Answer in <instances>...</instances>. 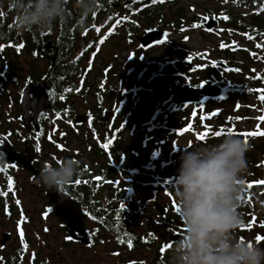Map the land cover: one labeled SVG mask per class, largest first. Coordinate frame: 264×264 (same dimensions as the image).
Returning <instances> with one entry per match:
<instances>
[{
  "label": "flooded vegetation",
  "instance_id": "flooded-vegetation-1",
  "mask_svg": "<svg viewBox=\"0 0 264 264\" xmlns=\"http://www.w3.org/2000/svg\"><path fill=\"white\" fill-rule=\"evenodd\" d=\"M165 1L172 6V0ZM68 8L67 20L47 33L14 31L7 0L0 17V154L6 161L0 168L8 167L0 172V191H8L9 177L15 185L14 193L0 196V264H102V256L118 264H127L130 258L138 259V264H169L168 245L180 237L183 225L169 189L175 175L166 174V158L180 157L181 151L171 145L172 150L163 153L162 147L122 138L124 162L113 159V34L99 44L113 28V0H99L98 11L83 30L78 27L75 0H69ZM187 61L198 66L190 58L181 66L174 62L180 73L175 80L197 87L204 82L187 78L197 71L189 69ZM160 80L164 87L166 78ZM159 92L165 98L157 108L172 94ZM39 94L46 95L47 104L39 105ZM195 125L191 124L192 132ZM109 140L112 143L104 148ZM133 142L138 143L134 148ZM63 158L82 163L81 174L61 197L35 177L44 162ZM257 188L264 192V187ZM261 193L253 203L243 198L239 211L245 227L238 229L242 239L264 236ZM22 214L26 252L21 251L18 232ZM260 243L264 246V241Z\"/></svg>",
  "mask_w": 264,
  "mask_h": 264
},
{
  "label": "clouds",
  "instance_id": "clouds-1",
  "mask_svg": "<svg viewBox=\"0 0 264 264\" xmlns=\"http://www.w3.org/2000/svg\"><path fill=\"white\" fill-rule=\"evenodd\" d=\"M4 3L5 0H0V12L4 10ZM98 4L99 0H75L80 29L88 27L89 18L98 11ZM68 5L69 0H7V8L14 14L12 28L17 33L51 32L57 24L67 20ZM238 50L237 47L235 52ZM235 52H231V47L220 51L225 54V59L212 62L211 68L219 70L213 65L215 62L234 61L232 54ZM218 72L221 74L222 71ZM221 87L231 89L226 96L235 94L232 87ZM196 107L200 117L194 115L197 118L194 124L198 125V121L205 122L206 119H201L203 109L199 111ZM196 125L192 128L196 129ZM249 147L242 137L227 133L219 143H197L191 148L179 149L180 166L170 191L176 198L183 231L171 243L169 264H264V246L237 234L244 224L239 209L246 192L244 175L248 168L246 153ZM0 158V166H3L5 157L0 154ZM81 163L72 158L50 159L42 164L35 180L48 192L55 191L63 197L81 174Z\"/></svg>",
  "mask_w": 264,
  "mask_h": 264
},
{
  "label": "rangeland",
  "instance_id": "rangeland-1",
  "mask_svg": "<svg viewBox=\"0 0 264 264\" xmlns=\"http://www.w3.org/2000/svg\"><path fill=\"white\" fill-rule=\"evenodd\" d=\"M167 3L168 1L164 0L163 5L165 19L163 23H167V21L175 19L176 17H173L172 14L176 13V11L178 10H182L184 12V17L180 19L181 21H179L180 27H173L171 25L169 26L168 24L163 26L161 25V23H159V21H154L152 24L144 22L138 23L135 25L137 29L133 30V33L128 38V41H124L121 40L120 36L122 35L124 31L123 28H125V26L121 25V22L118 25L117 22H115V25L113 26V28H115V31L113 32V71H115V74H113V112L116 111L117 113L122 109V105L126 97L130 99L132 103H135V112L137 111L141 113H134L133 115L134 120L139 124V126H146L148 127L147 129L155 127L156 129H158L155 130L151 135L154 141H149L148 138H144V140H139L140 143H146L149 148H153V144L161 148L163 143L168 140L170 145H174L179 149L188 146L189 148H191L189 144L195 143V141L197 140V135L202 133L201 130L208 131L209 129H216L217 131H220L221 129H224V124L206 119L205 122H197L198 126L196 125V129L194 132H192L191 130L184 132L181 138L177 136L167 138L169 131L180 133L185 128H188L191 123L193 124L195 120L186 119L185 121H183V111H181L180 109L178 111H172L168 114H164V118L151 124L150 120L147 119L153 116L155 107L159 103L158 101H160V95L158 94L160 90L156 89V87H161L162 83L160 78H154L150 83L147 82V79L152 74L156 73L159 70L160 66L164 63L170 62L173 64L174 62H176V65L181 66V61L190 58L195 59V63L198 66L205 65L206 69H199L192 73V75L187 74V78H190V80L194 82L212 83L213 81L210 80L211 76L214 79L216 78L213 76V74H215V71L211 68V63L214 61H219L220 51H224L228 48H221L220 45L222 43L225 45H232L234 36L240 35L242 37V45H244V47L248 46L252 48L254 47L252 40L247 39V35L249 34L238 29L228 27L226 22L221 24V26L219 27L220 30H215V32L212 34H206L201 27L192 28V26L194 24L204 23L205 21L203 20V17L216 19L217 17H222L221 14L228 16L229 13L233 15L234 18L238 17L246 21L250 20L251 17L250 13L242 5L236 3L235 0H177V6H171ZM124 6L121 5V10L118 13V18L120 17V21L123 17L128 16ZM131 14L133 15L132 11ZM160 26L163 28L162 30L165 29L169 33H172L169 35L167 42L162 46L151 48L146 52L142 51L139 48L137 38L142 37L144 32L147 30L160 29ZM201 54H205L203 59H201ZM204 59H206V64L203 63ZM242 64H244V66L246 65L247 67V70L239 78V81H241L242 85L248 84L247 81H250L246 78L249 71H256L261 74L260 70L256 68V64ZM212 70L214 72L210 76L209 73ZM125 72H129L130 76L126 77ZM239 72L241 71L238 70L237 74H239ZM137 74L138 77L141 76L138 81L135 79V76H137ZM134 93H136L138 97L136 98V100H134L131 96ZM119 94H121V97L124 99L119 98ZM231 97L233 100L238 99L237 96ZM118 98L120 99V101H118ZM247 106L248 104L245 105V108ZM236 108V110L231 112V109H234L233 104H215V109L213 112L218 114L214 116H221L223 119H227V114L230 111L232 116L242 118L239 119V121L243 120L244 117L245 120L250 121V123L248 124L245 123L244 120L241 126L238 125V121L237 123H234L232 125L233 128L237 129L238 127L237 130H240L242 128L244 129L246 127L249 128L251 127V124L253 125V123L254 126H256L258 120H254L252 117L255 118L258 114L254 115V110L244 111L242 113H245V115H241L239 113V108ZM194 110H196L195 107H187L185 110L187 117L194 116L196 114L194 113ZM256 110L260 112V108L257 107L255 111ZM123 115V117L126 118L127 114L125 113ZM208 115L209 114L203 116L209 117ZM120 119H122L120 116H118V118H114L113 126L117 125ZM172 119L175 120L173 121ZM205 125H207V128L205 127ZM123 138L124 142L128 141L129 139L133 141L136 140V136L134 134H131L129 131L125 132ZM176 155L177 154L169 156L167 154L166 160L168 168L166 170V174L170 171V177H172L173 174L175 176L178 174L180 157H175ZM256 155V160L259 161V163H263L264 159H262V155L258 153ZM115 161L124 162V159ZM101 262L102 264H118V262H115L114 259L106 262L104 256H102ZM138 262L139 261L136 258H130L126 261L127 264H138Z\"/></svg>",
  "mask_w": 264,
  "mask_h": 264
},
{
  "label": "trees",
  "instance_id": "trees-1",
  "mask_svg": "<svg viewBox=\"0 0 264 264\" xmlns=\"http://www.w3.org/2000/svg\"><path fill=\"white\" fill-rule=\"evenodd\" d=\"M123 1H125L124 3H127V5L124 6ZM172 1H173L172 5L177 6V0H172ZM235 2L242 5L250 13L251 19L246 21L238 17L234 18L233 15L228 13L229 19L226 20L227 26L238 29L240 31H243L255 37V39L252 40V43L254 46L252 49V53H257L258 51H260L264 57V49H258L256 47L257 43H264V0H235ZM120 5H123L125 7L127 11V15H128L127 17H129L128 21H123L122 19L120 21L121 22L120 24L125 26V28H123L124 32L120 36L121 40H124V41L128 40V37H130L133 27L138 23L144 22V23L152 24L154 21H159V23H161V25L163 26L168 24L169 26L171 25L173 27H180L179 21H181L180 19L184 17V12L182 10H178L176 11V13L172 14L173 17H176L175 19L169 20L167 21V23H163L165 19L164 5L163 3H160L159 0H113V26L115 25V22H117L120 19V17L118 18V13L120 12V7H121ZM114 6H116L117 9H114ZM131 11L133 12V15L131 14ZM160 28L162 29L161 26ZM170 34L172 33H169V35ZM226 64L240 70L241 71L239 72L240 75L244 74V72L247 70L246 66H243V65L240 66L238 62H235L233 60H231V62L227 61ZM215 70L219 71L217 69ZM113 74H115V71H113ZM221 75L222 76H225V75L234 76L238 74L232 73V72H228V73L221 72ZM248 75L246 76V78L252 81V84H253L252 89H264V86H263L264 85L263 83L264 75L263 74H259L256 71H249ZM125 76L129 77L130 75H127V72H125ZM256 76H260L261 79H256L255 78ZM137 77H138V74L137 76H135L136 80H137ZM210 80L213 82H216L220 86H226L223 83L215 80L212 76ZM244 87L245 86L242 85L239 89L235 90V93L241 94ZM247 93L251 94L255 99H257V101H259L258 100L259 93L249 91V89L247 90ZM158 94L160 95L159 102H161L165 98V96L160 92ZM131 96L134 100L138 98L136 93L132 94ZM118 101H120L119 98H118ZM135 110H136L135 103H132L130 99L125 97L124 103L122 105V109L115 114V118H118V116H120L122 119L119 120V123L117 125L113 126V155L116 156V157H113L114 160H120V159L123 160L126 157L127 150H125L124 147L120 144V140L123 138L125 132L131 129L133 134L136 136L135 141H139L140 139L144 140V138H148L149 141H152L153 140L151 137L152 133L155 130H158L156 129V127L150 128V129H147L148 127L146 126L140 127L139 124L134 120L133 115L134 113H139V114L141 113L137 111L135 112ZM181 111H183L182 119H185L187 117L185 110H181ZM125 113L127 114L126 118L123 117L124 116L123 114ZM195 113H196V117H200V112L195 111ZM212 114L213 112L209 113L208 116L211 117V119L209 120H213L215 122H220L224 124V129H223L224 132L221 135L216 136V135H213L212 133L217 132V130L211 129L209 137L206 138L207 141L204 143H200V144H216V143L221 142L224 135L227 134V127L239 121L236 119L237 116L235 117L231 115L230 111L227 114L228 116L227 119H223L221 116H214ZM162 118H164V115L158 116L155 120H153L152 117L147 120H150L151 124H153L155 121H158ZM172 120L174 121L175 119H172ZM233 129H235L236 133H241L236 128H233ZM234 135L240 136L243 139H245V137L241 135H238V134H234ZM173 136H176L175 131H172V132L169 131L167 138H170ZM178 136H181V135H178ZM248 144L250 147H249L248 152L246 153V159L248 161V168H247V172L244 175V182H245L244 184H245V189H246V192L244 194V196L246 197L244 198H246L247 200L248 197L250 196L251 202H254L258 194L261 193V191L257 187H264V186H257V187L254 186L252 189H247L246 185L247 183H254L256 181L264 179V164H263L264 161L263 163H259V161L256 160L257 153L262 155V159H264V136L249 137ZM171 147L172 146L169 144L168 140H166L163 143L161 150L163 153L166 151H171L172 150ZM169 189L171 190V188Z\"/></svg>",
  "mask_w": 264,
  "mask_h": 264
},
{
  "label": "water",
  "instance_id": "water-1",
  "mask_svg": "<svg viewBox=\"0 0 264 264\" xmlns=\"http://www.w3.org/2000/svg\"><path fill=\"white\" fill-rule=\"evenodd\" d=\"M220 21H223L222 17L217 19H208L207 22L202 23L203 26L201 28L204 30L205 33H213L215 30H218V25ZM163 38H166L167 41L168 37L166 31H159L157 29L148 30L142 37L138 38L139 47L141 50L147 51L150 48L161 46L156 42L162 40ZM236 50L237 48L235 50L231 48V52H235ZM185 64L189 67V69H201L198 66H191L189 61L185 62ZM213 65L224 73L238 72L236 69L229 67L223 62H215L213 63ZM179 76L180 73L177 71V68L172 63L167 62L161 65L159 71L148 77V83H150L154 78H166V85L161 88L156 87V89H159L160 91L166 94H170L172 92V94L168 96V99L158 106L156 112L153 115V119H155L158 115L166 114L171 108L174 111H177L182 107L193 105L198 106V110L202 111L203 104L205 101H221L226 96V94L231 92V89L221 87L215 82L209 84L204 82L202 83V87L199 86L201 83L197 87H194L189 83L180 85L179 82L175 80V78ZM140 77H138L137 80H139ZM38 96L39 105L47 104V97L45 94H39ZM118 97H121V94H119ZM236 109L237 108H235L234 110ZM137 145L138 144L136 142H133L132 148Z\"/></svg>",
  "mask_w": 264,
  "mask_h": 264
},
{
  "label": "built area",
  "instance_id": "built-area-1",
  "mask_svg": "<svg viewBox=\"0 0 264 264\" xmlns=\"http://www.w3.org/2000/svg\"><path fill=\"white\" fill-rule=\"evenodd\" d=\"M235 42L237 47H238V51L233 53L232 54V57L234 59V61H238V62H241V63H245V64H253L255 65L256 64V68H258L261 72V74L264 75V57H263V54L258 51L257 53H255L256 55L253 56L252 55V49L253 47H244V45H242V37L240 35H235L234 36V39L232 40V43ZM187 43V42H186ZM184 43V44H186ZM219 59L220 60H224L225 59V54H220L219 55ZM246 66V65H245ZM213 70L210 71L211 74H213ZM213 76L216 78V80L220 81L221 83H223L224 85H227L229 87H232L233 89H239L242 84H241V81H239V78L241 75H236V76H230V75H225V76H222L220 74V72L218 71H215V74H213ZM248 84H243L244 89L242 91L241 94H238V93H235L233 95H229V96H226L224 97L221 101L219 102H214V101H207L206 103H204L203 105V111H202V114L205 116L207 114H209L210 112L214 111L215 109V104H226L228 103V105H232L234 107H237L239 106V113L241 115H245V113H242L244 111H250V110H254L253 111V114H258L255 118L252 117L254 120H258L257 117L264 114V104H261V102H258L255 100V98L251 95V94H248L247 93V90L249 89H252V81H247ZM264 83V81H263ZM264 86V85H263ZM231 96H237L238 99L236 100H233ZM248 104V106L245 108V105ZM188 107H193V106H188ZM196 109L197 107L194 106ZM260 108V112H258V110L255 111V109ZM187 107H185V110H186ZM246 109V110H245ZM195 111V110H194ZM197 120L196 117L194 116H188L186 117L183 121L185 120ZM245 120V117L243 120L239 121L238 125H242V123L244 122ZM201 121V120H200ZM245 123H250V121H247L245 120ZM186 124H189V123H186ZM185 124V125H186ZM259 125L260 129L261 130H264V124H260L259 120L257 121V124L256 126H254V123L253 125L251 124V127H246V128H242L238 131L240 132H252V131H256L257 130V126ZM255 127V128H254ZM229 128H233L232 126H228L227 129ZM238 129V127H237Z\"/></svg>",
  "mask_w": 264,
  "mask_h": 264
},
{
  "label": "snow or ice",
  "instance_id": "snow-or-ice-1",
  "mask_svg": "<svg viewBox=\"0 0 264 264\" xmlns=\"http://www.w3.org/2000/svg\"><path fill=\"white\" fill-rule=\"evenodd\" d=\"M159 2H160V3H163L164 0H159ZM3 15H4V14H3L2 12H0V17H3ZM221 16H222V19H223V20H228V19H229V17L226 16V15L221 14ZM208 19H209L208 17H203V20H204L205 22H207ZM122 20H123V21H128V20H129V17L125 16V17L122 18ZM119 23H120V20L117 21V25H118ZM202 26H203L202 24H194L192 27H193V28H200V27H202ZM95 30H96V32H97L98 34H99L100 31H101L99 27H97ZM182 30H186V29H182ZM114 31H115V28H112L107 34H105V35L99 40V44L102 45V44L108 39V37H109L110 35L113 34ZM209 31H210V29H209ZM86 34H87V33H85V35H86ZM245 35H247V34H245ZM247 39H249V40H254L255 37H253V36H251V35H247ZM156 43L159 44V45H163L164 43H166V38H163L162 40H160V41H158V42H156ZM153 46H155V45H153ZM22 47H23L22 44L19 45L18 48H17V50H19V48H22ZM220 47H221V48L231 47L233 50H235V49L237 48V45H236L235 42H233L232 45H225V44L222 43V44L220 45ZM256 47H257L258 49H264V43H257V44H256ZM82 54H83V53H82ZM204 55H205V54H201V59L204 58ZM252 55L255 56L256 54H255V53H252ZM237 71H238V70H237ZM255 78H256V79H261L260 76H256ZM199 86L202 87L203 84L201 83ZM69 91H72V89H69ZM249 91L259 93V95H258V100L261 102V104H264V89H250ZM237 107H239V106H237ZM217 114H218V113H213L212 115H217ZM201 119H211V117H201ZM229 119H231V118H229ZM236 119L239 120V119H242V118L237 117ZM257 119L259 120L260 124H264V114L258 116ZM205 127L207 128V125H205ZM190 130H191V125H189L188 128H185L183 131H181V132L178 133V134L183 135L184 132H187V131H190ZM210 131H211V130L209 129L208 131H205V132H203V133L198 134V135H197V139L204 140V139L209 135V132H210ZM223 132H224V130L221 129L220 131L214 132V133H212V134H213V135H216V136H219V135H221ZM227 133H228V134H238V135H241V136L245 137L244 140H245V143H246V144L248 143V138H249V137H253V136H264V130H261L260 127H259V125L257 126V130H256V131L236 133L235 129L229 128V129L227 130ZM49 138H51V137H49ZM111 143H112V141L109 140V142L106 143V144H104L103 147H104V148H108L109 145H110ZM57 147L60 148L61 150H63V148H62L61 145H57ZM37 150H39V148H37ZM7 171H8V167H7V166L0 168V172H7ZM96 179L99 180L100 178L97 177ZM76 183L79 184V183H81V181H76ZM244 183H245V182H244ZM254 186H264V181H256V182H254V183H247V185H246L247 189H252ZM14 190H15L14 181L11 179V177H9V181H8V191H0V196L7 197L8 194H9V192L14 193ZM261 195H264V193H261ZM16 203L19 204V203H20L19 200H17ZM246 203H251V197H250V196L248 197ZM175 210L178 211V208L176 207ZM46 217H47V213H45V218H46ZM92 218H93L94 220L97 219L96 217H92ZM24 222H25V219L23 218V214H22L21 221L18 222V232H19V236H20V239H21V242H22V249H21L22 252H26L27 249H28V245H27V243L24 242V231H23V228L21 227V225H22ZM241 227L243 228V227H245V225L242 224ZM261 227H264V225H261ZM45 231H47V229H45ZM69 239H71V237H69ZM256 241H257L258 243H260L261 241H264V236H257V237H256ZM119 242H120V243H124L123 240H120ZM127 244H128V247H129V248L132 247L131 238L128 239ZM170 246H171V245H168V247H170ZM164 250H165V249H162V251H164ZM114 255H118V253H114ZM32 256H33V259H34V258H35V253H33Z\"/></svg>",
  "mask_w": 264,
  "mask_h": 264
}]
</instances>
